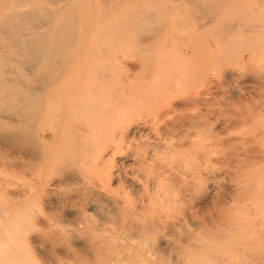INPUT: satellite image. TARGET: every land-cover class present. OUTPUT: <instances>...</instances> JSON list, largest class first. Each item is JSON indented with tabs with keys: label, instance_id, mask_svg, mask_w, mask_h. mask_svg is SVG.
Instances as JSON below:
<instances>
[{
	"label": "bare ground",
	"instance_id": "6f19581e",
	"mask_svg": "<svg viewBox=\"0 0 264 264\" xmlns=\"http://www.w3.org/2000/svg\"><path fill=\"white\" fill-rule=\"evenodd\" d=\"M54 1L0 0V264H168L170 257L177 264L204 258L228 264L258 255L264 98L249 102L229 85L232 77L224 83L231 97L226 92L223 101L191 89L208 65L232 57V48L254 40L264 45L258 8L264 1L222 18L216 11L241 0H181L179 16L204 15L210 24L223 19L214 24L215 39L201 36L202 23L200 36L193 32L197 38L189 41L165 35L172 0H146L147 6L99 0L94 7L90 0ZM119 9L122 17L106 19ZM128 39L140 52L142 78L109 86L111 67L95 66L113 59V48ZM156 41L171 54H146ZM145 109L148 117L132 115ZM220 122L234 137L214 129ZM126 178L141 185L140 199ZM208 182L218 198L200 213L192 206ZM169 189L181 194L179 214L169 207L179 201L167 196Z\"/></svg>",
	"mask_w": 264,
	"mask_h": 264
},
{
	"label": "rangeland",
	"instance_id": "374dc122",
	"mask_svg": "<svg viewBox=\"0 0 264 264\" xmlns=\"http://www.w3.org/2000/svg\"><path fill=\"white\" fill-rule=\"evenodd\" d=\"M38 1V3L39 4H41V5H45V6H50L51 4H53L55 1L54 0H44V2L42 1V0H37ZM126 1H128L127 3L129 4H134V3H136V5L137 6H139L138 4H140V5H142V6H147V1L146 0H126ZM125 1V2H126ZM134 1V2H133ZM160 1H162V0H160ZM262 1V0H261ZM260 1V2H261ZM264 1V0H263ZM91 4H92V6L94 7L98 2H99V0H90L89 1ZM133 2V3H132ZM251 2V3H250ZM250 2H249V0H241L239 3H241V4H237V5H228V10L226 9L225 10V12H223V14H221V11H216V12H218V13H216L217 14V16H219L218 14H219V12H220V17H224V18H227L226 16H228L229 17V15H232L233 13H235L236 11H238V10H240V9H243V10H245V8L246 9H251L250 8V5H251V7H252V5L254 4V0H250ZM162 3H166L167 5H169L170 3V5H172L171 6V9L170 10H168V12L166 11V13L167 14H165L164 16V18L166 19V24H168L167 26H166V30H165V35L167 36V35H169V34H171V35H169V36H167L168 38H170V36L171 37H175V34H177L176 36L178 37V34H179V36H183L184 38H186L187 40H185V41H189L190 39H192L191 38V36H192V34H194V33H196L197 31L199 32V29L198 28H200V26L198 25V24H202L203 23V25H202V29H203V34H204V32H206V34L207 35H203L202 33H201V30H200V32L199 33H201V36H205V37H208V40H213V39H215V34H214V32H215V30H213L214 29V24L215 25H217V27L219 26L218 25V23H219V19H217V21H216V19H215V21L217 22V23H215L214 22V20H211V24L209 23V21L207 22V20L206 19H208L207 18V16H202V15H194L195 17H193V18H186V17H184L183 15H178V14H182L181 12H179L178 10H177V8L179 9V8H182V2H181V0H172V1H170V3H169V0H163L162 1ZM249 4V6L247 5V4ZM262 3H264V2H261V4L258 6V8L259 9H261V10H263L264 9V4L262 5ZM145 4V5H144ZM245 4V5H244ZM124 5V4H123ZM122 5V7L121 8H123L124 6ZM247 5V6H246ZM262 5V6H261ZM233 6V7H232ZM245 6V7H244ZM234 8V9H233ZM237 9V10H236ZM124 9H119L118 11H116V12H108L107 14H106V19H112L113 17H117V18H120V17H122L123 16V14H124ZM121 12H123L122 13V15H121ZM232 12V13H231ZM225 13V14H224ZM229 13H231V14H229ZM172 14V15H171ZM227 14H229V15H227ZM176 15V16H175ZM172 16H174L175 18H171ZM180 17V19L182 20H184L183 21V23L179 20V17ZM198 16V17H197ZM216 16V17H217ZM112 17V18H111ZM177 18H178V21L179 22H181L182 24H180V28L179 29H177V27H178V25H176L175 26V23H177L178 21H175V20H177ZM202 18H205V20L204 19H202ZM217 18H219V17H217ZM200 19H202V20H200ZM171 20V21H170ZM209 20V19H208ZM221 20H223V19H221ZM221 20H220V23L219 24H221L222 22H221ZM170 21V22H169ZM174 21H175V23H174ZM203 21H205V22H203ZM207 22V23H206ZM214 22V23H213ZM204 23H205V25L207 26L208 25V23H209V26L211 25V30L212 31H210V29H209V32L206 30V26L204 25ZM170 24H171V26H170ZM176 27V29H175V27ZM204 26V27H203ZM208 26V27H209ZM213 27V28H212ZM93 28H95L94 26H93ZM96 28H98V31H99V26L97 25L96 26ZM95 28V29H96ZM174 28V29H173ZM183 28V29H182ZM205 28V29H204ZM197 29V31H195ZM215 29H216V27H215ZM172 30V31H171ZM206 30V31H205ZM94 31H96L97 32V30H94ZM170 32V33H168V32ZM185 31H187L188 33H186ZM173 32V33H172ZM190 32H191V34H190ZM194 32V33H193ZM196 33V34H198L199 36H200V34L199 33ZM208 32V33H207ZM167 33V34H166ZM187 34V35H186ZM189 35H191V36H189ZM193 36H195V34L193 35ZM198 36V37H199ZM129 38V37H128ZM182 38V37H181ZM179 38V40H184V38ZM194 38H197V35L194 37ZM207 39V38H206ZM129 41L126 43V44H123L122 46H120L119 48H113L114 49V51L112 50V52H113V55H112V58L113 59H108V61L107 62H103V64H104V66H95V67H98V68H106V67H111V69H112V72H111V74H110V80H112V82H108V85L110 86L111 84H113L114 83V85H117V84H120V85H123V84H127V83H132V84H134V83H136L138 80H140V78H142V75H143V73H142V69H141V66H142V59L140 58V52L138 51V49H136V46L133 44V42L130 40V39H128ZM110 41V40H105L104 41V44H107L108 42ZM162 41V40H161ZM161 41H160V44H158L159 42H157L156 41V43L159 45V46H155V44L150 48V50H148V52H146V54H148V55H151L152 57H155V56H157V54L160 56V58L161 57H163L162 55H163V52H165L164 53V55H166V53L168 52H170L169 54H171V52H172V49H170V51L168 50H166V46L164 45L163 47H161L162 46V44H161ZM185 41H183V42H185ZM255 41V42H254ZM254 41H252V44H250L251 42H249V44L250 45H243V46H236V48L238 49L239 48V50H240V52H239V50H237V52L235 53L234 52V48H232V57L230 56V58L226 61V62H224L223 64H221V65H217V67L215 66L214 68L215 69H217V71L213 68V69H211L212 68V66H214V65H212L211 67H209L210 65H208V68L206 67L205 68V70H204V72L206 71V72H208V73H203L204 74V77L203 78H205L206 76H207V80L206 81H204L205 79H199V80H196V84L192 87V89H191V92H194V93H198V94H200L201 96L203 95L204 97H207V98H215V99H217L218 101H219V99H220V101H223V99L225 100L227 97H228V94H229V97H231V93L228 91V87L227 86H225V85H228V84H224V83H228L229 82V80L231 79L230 77H232V79L230 80V82H229V85L230 86H232L231 85V83H233L234 85V90H238V91H240L241 89H242V96L243 97H245V96H247V94H248V97H245V98H247L248 100H249V102H252V101H258L257 100V98H259V99H263L264 98V90L263 91H261V90H257V89H255L254 87L255 86H264V68L262 69V66L264 67V59H262V57L264 58V56H263V53L264 52H262L263 50H264V45L261 47V45H259L258 43H257V41L258 40H254ZM182 41H181V43H183ZM253 42H254V44H253ZM162 43H164V42H162ZM238 43H240V42H237V44L236 45H238ZM256 43L258 44V46H260L259 48L262 50H260L259 48H257L256 46ZM243 44V43H242ZM239 45H241V43L239 44ZM155 46V48H153ZM246 47H248V48H246ZM109 48V47H108ZM124 48V49H123ZM159 48H160V50H159ZM243 48V49H242ZM253 48V49H252ZM135 49H136V51H135ZM165 51H164V50ZM249 49V50H248ZM156 50V51H155ZM247 50V51H246ZM254 50H255V52L258 50V52H256V53H254ZM134 51V52H133ZM162 51V52H161ZM137 52V53H136ZM149 52H152V54L151 53H149ZM154 52H156L155 54H154ZM158 52H161V53H158ZM244 52V53H243ZM167 53V54H168ZM235 53V54H234ZM135 54H137V56H135ZM139 54V55H138ZM153 54L155 55V56H153ZM233 54H234V58H233ZM238 56H237V55ZM253 54V55H252ZM257 56H256V55ZM159 56L157 57V58H159ZM255 56L257 57V59L255 58ZM260 57V58H259ZM254 58V59H253ZM233 59H235V60H233ZM259 59L261 60V61H259ZM233 60V61H232ZM257 60V61H256ZM263 60V61H262ZM109 62V63H108ZM230 63V64H229ZM105 64H107V66H105ZM109 64H111V65H109ZM262 65V66H261ZM219 66V67H218ZM253 66V67H252ZM259 67V68H258ZM244 68H246V69H244ZM249 69V70H248ZM255 69V70H254ZM208 70V71H207ZM234 70V71H233ZM246 70V71H245ZM259 70V71H258ZM262 70V71H261ZM244 71H245V73H244ZM249 71V72H248ZM251 71V72H250ZM254 71V72H253ZM257 71V72H256ZM228 72H231V73H233V75L232 76H230L229 75V73ZM244 73V74H243ZM258 73H259V75H258ZM262 73V74H261ZM255 74V75H254ZM245 75V76H244ZM253 75V76H252ZM237 76V77H236ZM243 77V78H242ZM246 77V78H245ZM263 77V78H262ZM233 79H235V80H233ZM260 80V81H259ZM216 81V82H215ZM256 82V83H255ZM200 83V84H199ZM214 83V84H213ZM218 83H220V85L218 84ZM255 83V84H254ZM262 85H261V84ZM211 84H213V85H211ZM216 85V86H215ZM217 85H219V86H217ZM113 86V85H112ZM254 86V87H253ZM217 87V88H216ZM227 87V88H226ZM250 89H249V88ZM213 88V89H212ZM215 88V89H214ZM223 88V89H222ZM237 88V89H236ZM240 88V89H239ZM245 88V89H244ZM255 89V91H254V89ZM247 89L249 90L248 91V93H246V91H247ZM251 90V91H250ZM219 91V92H218ZM214 94H212V93ZM216 92H217V94H216ZM220 92H221V94H222V96H221V94H220ZM226 92L228 93V94H226ZM241 92V91H240ZM202 93V94H201ZM204 93H205V95H204ZM253 93V94H252ZM208 94L209 95H211V96H208ZM251 94V95H250ZM213 95V96H212ZM225 95H227V96H225ZM245 95V96H244ZM263 95V96H262ZM220 96V97H219ZM249 96H251V97H249ZM261 97V98H260ZM250 98V99H249ZM252 99V100H251ZM217 109H219V108H216L215 110H217ZM141 111V110H140ZM140 113V114H139ZM149 113H150V111H148L147 109H145V110H142L141 112H139V111H137V112H135V113H133L132 115H135V116H137V117H139V116H141V117H148L149 116ZM144 114V115H143ZM214 121H216L215 119H213ZM221 124L222 125H224L223 123H217L215 126H214V129L216 130V129H218V131H220V132H222L225 136L228 134V136L230 137L231 135L234 137V135H233V133H231V132H227L226 131V129L224 128V126H221ZM217 127V128H216ZM221 129V130H220ZM225 131V132H224ZM148 132H150L149 130H148ZM118 160V161H117ZM123 160V161H122ZM116 161H117V166H121L122 164H123V162H124V159H122V158H117L116 159ZM122 161V162H121ZM120 162V163H119ZM128 162H129V164L130 165H133L134 163H135V161H133V160H128L127 162L125 161V163L126 164H128ZM131 162V163H130ZM119 164V165H118ZM126 179H128V180H126ZM126 179H124V181L126 182L125 183V186L126 187H128L129 186V188H128V190L129 191H131V193L132 194H134V196L136 197V199L138 198V199H140L141 197L139 196V194L141 195V191H142V189H141V185H139V184H137V183H133L129 178H126ZM229 180V179H228ZM130 183H129V182ZM226 181V182H225ZM225 182V186H226V188H228L229 186L228 185H230V180L229 181H227V179L225 180V179H223V183ZM129 183V184H128ZM132 183V184H131ZM227 183H228V185H227ZM207 184H208V186H207ZM206 184V188H207V190L206 191H204V193H202L201 195H200V199L199 200H197V202H195L194 204H193V206H192V209L193 210H198L200 213L202 212V211H204V209H205V207L206 206H208V204L209 205H213L212 203H215L216 202V200H217V196H218V189L217 188H215V186L211 183V182H208ZM210 184V185H209ZM133 185V186H132ZM132 186V187H131ZM135 186V187H134ZM136 186H137V188H139V189H136ZM213 186V187H212ZM228 186V187H227ZM132 189H131V188ZM211 187H212V189H211ZM135 189V190H134ZM217 189V190H216ZM141 190V191H140ZM209 190V191H208ZM134 191V192H133ZM214 191V192H213ZM138 192H139V194H138ZM170 192V193H169ZM209 192H211V193H209ZM207 193H208V195H207ZM138 194V195H137ZM168 194L169 195H167V196H172L174 199L176 198V200L178 199L179 201H178V203L177 204H179L180 202H182V199H180L179 197H181V194L178 192V190L176 189H173V190H171V189H169L168 190ZM173 194V195H172ZM180 195V196H179ZM215 195V196H214ZM223 196H221L222 198H224L222 201L224 202V203H226V205H228L227 204V202L229 203V199H227V196H224V195H226V193H224L223 192V194H222ZM171 197V198H172ZM215 197H217V198H215ZM220 197V198H221ZM182 198V197H181ZM215 199V200H214ZM173 200V199H172ZM172 200H170L169 201V197L167 198V201L166 202H168L169 201V207L171 206V211H173V208L174 207H176L177 209L175 210L177 213L176 214H179L180 212H178V210L179 211H181L182 210V207H184V204L182 203H180V208H179V205H177L176 203L174 204L173 203V201ZM199 201V202H198ZM215 201V202H214ZM174 202H177V201H174ZM189 203L190 202H188V203H186V205L187 206H189ZM231 206H233V205H228V213H230V212H232V209H233V207H232V209H229V208H231ZM236 207V208H235ZM179 208V209H178ZM89 210L87 211V213L89 212V215H92L93 214V211H92V209L91 208H88ZM234 209L235 210H233V211H236V213H238L237 212V206H234ZM90 211H92V213L90 214ZM182 212V211H181ZM184 225H186V224H183V226ZM189 227V224H187L186 225V227L184 226V228L185 229H187ZM257 254L258 255H253L252 257H250L251 255H248L249 257H250V259H249V257L248 256H246V257H241V258H234V259H231L230 261H228V264H254L255 262H257V264H264V257H263V254H264V250H262V251H258L257 252ZM262 256V257H261ZM255 257V258H254ZM204 259H206V258H204ZM204 259H199V261H197V263L195 262V263H193V262H187V261H182L183 263H181V264H198V263H200V264H207V262H208V264H209V260L210 259H207V261L206 260H204ZM260 260V261H259ZM168 261H170V263L168 262V264H177V261H176V259L174 258L173 260L171 259V257L170 258H168ZM251 262H253V263H251ZM259 262V263H258ZM256 264V263H255Z\"/></svg>",
	"mask_w": 264,
	"mask_h": 264
}]
</instances>
